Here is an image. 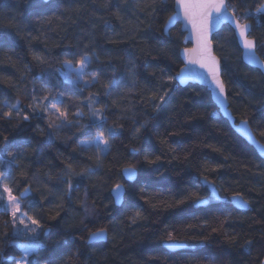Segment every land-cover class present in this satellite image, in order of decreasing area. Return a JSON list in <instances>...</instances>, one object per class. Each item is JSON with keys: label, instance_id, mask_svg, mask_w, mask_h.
<instances>
[{"label": "trees", "instance_id": "trees-1", "mask_svg": "<svg viewBox=\"0 0 264 264\" xmlns=\"http://www.w3.org/2000/svg\"><path fill=\"white\" fill-rule=\"evenodd\" d=\"M103 2L0 0V100L20 101L19 118L0 119V144L6 136L14 145L10 150L20 153V167L13 172L20 183L14 194L19 196L32 187L22 203L27 205L34 197L30 214L48 230L39 237L47 250L33 259L39 264H260L264 256V160L219 115L205 88L180 87L173 81L165 95L167 77L175 76L182 66L175 53L184 48L178 24L167 35L161 33L173 7L153 16L147 8L141 11L153 0H123L117 19L115 7H101ZM229 2L238 6L239 13L250 10L241 22L251 26L249 38H256V54L264 60V15L257 17L255 11L264 0ZM212 45L232 116L236 121L246 119L264 144L261 75L241 62L228 26L212 36ZM85 53L93 56L87 78L96 73L99 82L81 90L62 78L60 61ZM33 55L49 64H38ZM109 80H116L118 86L105 95L104 84ZM49 92L63 94L66 102L71 96L77 104L94 94L96 108L107 106L108 125L123 127L111 150L100 157L98 170L91 176L72 178L70 193L66 183L58 189L54 185L69 162L77 172L96 166L94 149L84 154L73 149L100 130L89 126L88 109L82 105L84 128L59 132L49 128L48 118L28 107L33 96L42 98ZM68 107L70 113L77 111L71 103ZM5 110L0 108V112ZM26 114L30 118L23 121ZM134 121H147V132L142 130L135 137L139 125ZM145 156L155 162L149 164ZM129 165L137 169L132 183L124 182L120 174ZM21 172L27 176L21 177ZM205 176L211 184L204 183ZM117 183L126 190L118 207L109 194ZM237 193L249 202V208H234ZM178 200L185 202L177 205ZM202 200L206 204L197 206ZM85 201L92 215H86ZM136 212L140 218L132 223L129 218ZM99 228L107 229L106 241L88 244L89 232ZM173 229L185 247L168 251L164 238ZM12 231L9 215L0 208V264L20 256ZM249 240L251 251L245 249Z\"/></svg>", "mask_w": 264, "mask_h": 264}, {"label": "snow or ice", "instance_id": "snow-or-ice-1", "mask_svg": "<svg viewBox=\"0 0 264 264\" xmlns=\"http://www.w3.org/2000/svg\"><path fill=\"white\" fill-rule=\"evenodd\" d=\"M45 2H47V0H45ZM122 2L123 0H104L101 7L106 9L115 7L116 12L114 14L117 19H120ZM93 3H95V0H93ZM169 6L173 7L174 10L164 22L161 33L167 35L171 25L177 21H182L190 26V34L185 37V40L194 39L195 46L193 48H184L182 51L175 53L178 57L183 59L184 67L176 73V76L169 75L167 77L166 84L163 85L166 89L165 95L167 91L171 90L169 86L174 80L179 79L183 81L202 77L203 74L197 72L196 69L192 67V65H198L200 69L205 70L207 73L203 78L206 80L210 78V82L213 86L212 95L214 102L219 108H222L226 112L228 110V97L226 95L225 83L220 78V62L212 55V30L215 25H219L222 22H228L234 25L233 33L236 37V42L242 45L246 51L245 59L247 64L255 65L257 63V58L254 55L253 49L256 47L257 40L256 38H248L251 26L241 22L242 18H246L251 14L250 10L239 13L238 6L230 5L229 0H175L174 5L170 4V0H158V2L153 0L151 3H145L141 11L147 8L150 10L151 15L158 16L159 13L167 11ZM255 11L257 17L264 15V3H261ZM257 22L259 23V20H257ZM105 24L107 25V21H105ZM185 31H189V28H185ZM33 59L42 66H47L49 64V61L40 55H33ZM95 59L98 60L99 57H95ZM92 62L93 56L85 53L80 55L79 58H65L60 61V64L62 66H67L69 69V71L65 72V78L71 83L78 85L81 90H84L99 82V75L96 73H92L90 78H87L89 77L87 69ZM261 74L264 75V72ZM116 86H118L116 80H109L108 83L104 84L105 95H111L110 89ZM159 99L164 101L165 96L161 95ZM69 103L77 108L75 113H70L68 107ZM97 103L98 100L96 96L91 93L87 98L81 99L79 104H77L73 102L71 96L68 97V101L66 102L63 94L49 92L42 98L33 96L32 103L28 105L33 113H36L42 118L47 117L48 127L56 132L67 128H76L79 131L86 126L80 123L86 115L85 112L81 110L82 105L88 109L87 118L89 126H94L100 130L99 135L80 140L76 148L73 149L74 152L79 151L80 154L91 152L94 149L96 166L89 165L77 172L74 170L73 164L69 162L62 169L61 175L58 178V183L54 185L57 189L59 188V184L66 183L67 191L70 193L74 190L73 177L83 178L84 176H91L94 174L100 166V157L105 156L112 148V141L123 134L122 126L108 125V116L106 115L107 106L96 108L95 105ZM19 104V100L15 103H9L7 100H0V108L7 109L0 112V119L11 121L14 118H19ZM159 108L160 106L158 105L156 110L159 111ZM30 115L31 114L23 115L22 120L28 121ZM134 122L139 125L135 128L133 133L135 137H139L142 134V130L143 132H147V121L144 123H139V121ZM240 126L246 138L252 143H257L249 127V122L246 119L240 122ZM260 135L264 137V133ZM49 136L51 137V133H49ZM12 147H14V145H12L9 142V138L5 136L3 138V143L0 144V208H2L11 219L13 228L12 236L22 237L23 242L13 241L14 247L22 251V256L19 260L15 257L10 258L8 264H39V260L33 258L40 257L42 253L47 250L48 246L41 243L39 237L48 230L41 226L34 214H30V209H32L35 204L34 197L29 204L25 205L22 203V201L32 193V187L27 186L20 192L19 196L14 194L20 183L17 176L13 174L14 170L20 167V153L10 150ZM261 148L264 150V145H262ZM133 151H135V149H133ZM88 158L91 159L92 157L89 156ZM145 159L149 164L155 162L147 156H145ZM158 159L159 157H157V160ZM122 171L125 178L130 180L135 177L137 169L134 165H129ZM19 175L21 177H26L27 173L21 172ZM64 177H67L66 181ZM48 179L51 180V176H49ZM203 179L206 184L212 183L206 176ZM49 192L53 194L51 189H49ZM110 194L113 196L114 203L122 204L126 194L124 185L120 183L115 184V186L110 189ZM233 198L238 201V206L240 208L250 207L249 202L240 196L239 193L235 194ZM184 202L185 200H178L176 204L180 205ZM84 208L86 215H92V210L88 208L86 201ZM57 215H59V213H57ZM140 215V212H136L135 215L129 219H131L132 223H135L136 219L140 218ZM55 218V216L52 217V219ZM84 227L86 228L87 226L84 225ZM216 230L217 229L213 228V231ZM175 233L176 229L166 232L164 243L169 249L182 248L185 246L179 242L178 236ZM87 239L89 242L104 241L107 239V229L99 228L95 231H90ZM231 239L234 241L235 237L233 236ZM251 246L252 241H246L245 249L247 251H251ZM260 264H264V261H261Z\"/></svg>", "mask_w": 264, "mask_h": 264}, {"label": "water", "instance_id": "water-1", "mask_svg": "<svg viewBox=\"0 0 264 264\" xmlns=\"http://www.w3.org/2000/svg\"><path fill=\"white\" fill-rule=\"evenodd\" d=\"M42 1L45 2V0H42ZM48 1H49V0H47V2H48ZM174 2H175V0H173V5H174ZM173 10H174V9H173ZM176 24L179 25V27H180V31L183 33V46H184V48H193V47L195 46V41H194V39L185 40V37H186V36H189V34H190V26L186 25V24H185L184 22H182V21H177V22H175L173 25L170 26V29H171L174 25H176ZM247 24H248V23H247ZM223 26H228V27L231 29V31L233 32L234 25H232V24H230V23H228V22H222V23H220L219 25H215V26L213 27V30H212V36H213L216 32H218V31L220 30V28L223 27ZM185 28H189V31H185ZM212 36H211V39H212ZM233 36H234V33H233ZM248 38H249V34H248ZM234 39H235V42H236V37H235V36H234ZM249 39H250V38H249ZM236 44H237V47H238V49H239V51H240V59H241V62H242L244 65H246V66H248V67H250V68H253V69L257 70V71L259 72V74L261 75L263 81H264V75L261 74L262 72H264V60H262V59L256 54L255 49H253L254 55H255V57L257 58V63H256L255 65H249V64H247V61H246V59H245L246 51L244 50V48H243L242 45L238 44L237 42H236ZM184 48H183V49H184ZM183 49H182V50H183ZM182 50H181V51H182ZM212 55L215 56L214 53H213V45H212ZM215 57H216V56H215ZM216 58H217V57H216ZM180 60H181L182 66H181V68L178 70V72L184 67V61H183V59L180 58ZM217 60H218V58H217ZM218 61H219V60H218ZM192 67H193L194 69H196L197 72L202 73L203 76H206V75H207V73L205 72V70L200 69L198 65H192ZM178 72H177V73H178ZM220 73H221V68H220ZM175 76H176V75H175ZM203 76H202V77H197V78H194V79H186V80H183V81H180L179 79L174 80V81H175V82L177 83V85L180 86V87H184V86H186V85H188V84H193V85H198V86H200V87L205 88V90L209 93L210 100H211V102L213 103V105L215 106V108L217 109L219 115H220L224 120H226V122L228 123V125H229V126L231 127V129L234 131V133H235L237 136H239V137H240V138H241L246 144H248V145L254 150V152L257 154V156H258L260 159L264 160V150H262V148H261V146L264 145V144L260 143V142L256 139L255 136H254V137H255L257 143H252L251 141H249V140L246 138V136L244 135V133H243V131H242V127L240 126V122H241L242 120L236 121L235 118L232 116V114H231V112H230V109H229V107H228V101H227V107H228V110H227L226 112H225L222 108H219V107H218V105L214 102V99H213V95H212V88H213V86H212V84H211V82H210V78L206 80V79L203 78ZM220 78H221V76H220ZM249 127H250V126H249ZM250 129H251V128H250ZM251 130H252V129H251ZM253 135H254V133H253ZM125 168H127V167H125ZM125 168H122L121 171H120L121 177H122V179H123L124 182H126V183H132V182L135 180L136 175H135V177H134L133 179H130V180H129V179H126L125 176H124V174H123V171H122V170L125 169ZM113 187H114V186H113ZM113 187H112V188H113ZM112 188H111V189H112ZM209 189H210V191H211V194H212L213 198L217 199L218 196H217V194H216L215 189H214L212 186H209ZM109 194H110V191H109ZM110 197H111V199H112V202H113L114 206L118 207V206L121 205V204H116V203H114V199H113V196H112L111 194H110ZM206 202H207L206 200L198 201V202L196 203V205H197V206H204V205L206 204ZM232 204H233V206H234L235 209H238V210H244V209H245V208H240V207L238 206V201L235 200V199L232 200ZM105 241H106V240H104V241H100V242H97V241L89 242L88 239H87V243H88V244H90V243H102V242H105ZM182 244H183V243H182ZM184 245H185V244H184ZM164 247H165V249L168 250V251H177V250L183 249L185 246L182 247V248L169 249V248L166 246V244H164ZM261 261H264V256H263V258H262Z\"/></svg>", "mask_w": 264, "mask_h": 264}, {"label": "rangeland", "instance_id": "rangeland-1", "mask_svg": "<svg viewBox=\"0 0 264 264\" xmlns=\"http://www.w3.org/2000/svg\"><path fill=\"white\" fill-rule=\"evenodd\" d=\"M67 71H69V69H68V67L67 66H63V68H62V70H61V76H62V78L64 79V80H67L66 78H65V72H67ZM68 81V80H67ZM19 226V225H18ZM20 227H22V226H20ZM17 239H18V242H23V238L22 237H17ZM20 251V256L17 258V260H19L20 259V257L22 256V251L21 250H19Z\"/></svg>", "mask_w": 264, "mask_h": 264}]
</instances>
